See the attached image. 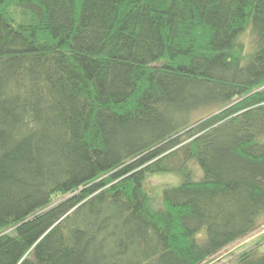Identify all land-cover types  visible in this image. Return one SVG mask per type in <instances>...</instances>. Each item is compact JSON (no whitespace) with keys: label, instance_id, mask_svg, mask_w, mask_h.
<instances>
[{"label":"trees","instance_id":"16d2710c","mask_svg":"<svg viewBox=\"0 0 264 264\" xmlns=\"http://www.w3.org/2000/svg\"><path fill=\"white\" fill-rule=\"evenodd\" d=\"M263 222L264 0H0V264H206Z\"/></svg>","mask_w":264,"mask_h":264},{"label":"rangeland","instance_id":"374dc122","mask_svg":"<svg viewBox=\"0 0 264 264\" xmlns=\"http://www.w3.org/2000/svg\"><path fill=\"white\" fill-rule=\"evenodd\" d=\"M241 39L245 42L246 48L251 49L257 42V36L253 31L252 27H249L242 35ZM211 111V108L202 109L196 115L199 117ZM189 166L192 169L202 174L201 168L197 160H192L189 162ZM198 173V172H197ZM183 181V175L180 173H168L162 172L153 174L147 178L145 182V189L151 194L156 202H161V197L164 189L178 185ZM264 233V222L251 234L235 241L234 243L228 245L222 251L216 255L214 260L210 262H205L206 264H238L236 255L243 249L250 247L252 243ZM259 253H264V244L260 247Z\"/></svg>","mask_w":264,"mask_h":264}]
</instances>
